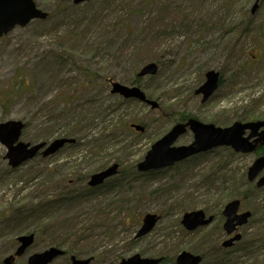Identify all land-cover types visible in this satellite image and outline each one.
<instances>
[{"label":"rangeland","instance_id":"1","mask_svg":"<svg viewBox=\"0 0 264 264\" xmlns=\"http://www.w3.org/2000/svg\"><path fill=\"white\" fill-rule=\"evenodd\" d=\"M34 2L48 18L0 37V124L22 122L23 143L63 137L78 143L16 169L8 164L7 147L0 143V262L14 253L16 238L28 232L22 223L6 221L7 211L58 195L64 182L81 188L112 164L122 171L136 168L175 125L173 116L186 113L221 128L264 118V0H258L254 15L257 0H91L78 6L73 0ZM155 26L163 27L165 35L156 50L149 40V29ZM154 62L159 72L144 79L141 88L159 103V110L111 95L109 81L130 87L140 68ZM211 70L221 74L222 85L202 104L195 92ZM132 125L144 131L137 133ZM192 141L188 132L174 146ZM256 158L218 149L173 168L133 176L126 196L107 189L95 194L104 206L126 198L112 218L127 224L119 233L116 229L114 237L96 238L92 264H120L137 254L175 260L183 251L203 252L209 237L212 244H220L225 238L220 215L240 194H247L243 208L253 214L241 234L254 245L231 260L264 264V188L255 189L247 181ZM220 160L223 165L215 168ZM199 210L216 216L215 223L186 232L184 214ZM146 214L158 215L160 221L151 233L136 239ZM83 230L81 225L72 229L70 223L63 228L68 235ZM50 240L48 235L36 239L18 264L48 249ZM52 264L67 262L61 258Z\"/></svg>","mask_w":264,"mask_h":264},{"label":"water","instance_id":"2","mask_svg":"<svg viewBox=\"0 0 264 264\" xmlns=\"http://www.w3.org/2000/svg\"><path fill=\"white\" fill-rule=\"evenodd\" d=\"M90 0H73L75 5H80ZM258 9L256 4L252 10L253 14ZM47 13L39 10L33 0H0V37L11 32L16 26L26 27L33 20H45ZM159 66L156 63H150L144 66L139 74V78L156 76ZM205 83L196 91V95H202V102H207L219 88L220 73L209 71L205 75ZM111 94L120 95L125 99H136L151 107L152 110L159 108L157 101L150 100L139 87H129L120 83L113 82ZM137 131L141 127L133 126ZM25 125L20 121H9L0 124V143L8 149L6 158L12 168H18L23 163L33 159L40 151L42 156L47 158L56 154L67 144H74L75 140L58 139L51 144L39 143L36 145L20 142L22 131ZM188 128L194 134V142L188 146L174 147L177 140L184 135ZM250 134L245 137L246 132ZM257 138V139H256ZM254 139V140H253ZM253 140V141H252ZM264 146V120L251 122L248 124L235 123L229 128H217L210 124H203L197 120L191 119L185 124H177L161 140L156 142L148 152L144 161L138 165L140 172H149L172 167L195 155L206 153L219 147H231L236 153L250 154L254 153L258 147ZM264 171V156L258 158L248 171V180L253 182L259 174ZM119 173V165L115 164L107 170L93 175L89 186L94 188L102 185L107 179L116 176ZM259 188L264 187V177L257 183ZM240 202L233 201L229 203L223 214L227 218L224 224V230L232 234L238 226L247 224L251 213L237 215ZM156 215L148 214L143 219V226L137 234V238H142L149 234L159 221ZM213 221V217L206 219L203 211L190 212L184 215L182 224L189 231H194L199 227L207 226ZM240 236H236L223 244V247L229 248L235 241H239ZM19 247L16 252L4 260V264H16V259L24 256L27 250L34 244L35 235H23L18 237ZM64 255L62 250L51 247L41 253L31 255L27 264H51L54 260ZM72 264H90L92 259L80 260L72 257ZM202 259L195 257L188 252H182L177 258L176 264H200ZM161 259H144L140 255H135L121 264H160Z\"/></svg>","mask_w":264,"mask_h":264},{"label":"trees","instance_id":"3","mask_svg":"<svg viewBox=\"0 0 264 264\" xmlns=\"http://www.w3.org/2000/svg\"><path fill=\"white\" fill-rule=\"evenodd\" d=\"M222 26H224V23H222L221 27ZM164 28L170 30L172 26L166 25ZM164 28H158L155 26L149 29V31L153 33V35L149 37V40L153 42L150 47L155 50L159 48L162 40L165 38V35L161 34V32L164 31ZM149 50L152 51L151 48ZM136 75L133 78L132 85L142 87L143 79H139ZM220 84L222 85V79ZM123 101L126 103H137V101L134 100ZM163 117L167 118L169 116L165 115ZM173 118H175V124H177L185 123L188 119L196 117L181 113L177 116H173ZM215 152L216 151H212L210 154ZM226 152L231 155L233 154L229 150H226ZM222 165L223 161L220 160L215 168ZM222 170L225 171V168H222ZM133 176H141V174L136 172V168H133L130 171L121 170L119 176L108 181L105 185L97 189H90L87 184H83L81 188H77L75 182H64L58 195L32 200L20 209L18 208L16 210L7 211L8 214L6 215L5 220L7 221L9 219L8 222L11 223H22L23 225L21 226H26L28 229L27 234H35L36 239L44 237L45 235L50 236L51 240L49 241V246H56L64 249L67 256L75 255L77 257H83L93 255L92 253L96 252L94 247L96 246V238L98 236L112 235V237H114L116 229L119 233L120 227L127 224L124 220L121 223H117L118 218H112L114 211L119 210L127 203L126 198H114L112 203L104 206L103 202L100 203L96 201L97 198L95 197V194L107 189L109 192L116 191L118 196H126ZM233 189L236 190L237 187L233 186ZM240 196H245V194H240L239 197ZM104 207L107 208L106 211H104ZM84 217L85 219L82 220ZM114 221L116 224H113ZM67 223H70L72 229L76 230L77 225H81L84 227V230L79 233L68 235L66 231H63V228ZM108 223H112V225L110 226ZM95 230L101 232L102 235L101 233L99 235L95 233ZM1 235H3V233ZM253 245L254 244L249 240H246V251L251 249ZM263 247L264 244H261V248ZM163 258H165L164 264H173V261L170 260V258ZM0 264H2V262H0Z\"/></svg>","mask_w":264,"mask_h":264},{"label":"flooded vegetation","instance_id":"4","mask_svg":"<svg viewBox=\"0 0 264 264\" xmlns=\"http://www.w3.org/2000/svg\"><path fill=\"white\" fill-rule=\"evenodd\" d=\"M264 147V146H263ZM258 148H260V146L258 147ZM257 148V149H258ZM256 149V150H257ZM263 151L262 152H264V149H262ZM254 154H255V152H254ZM263 175V174H262ZM259 177H261V176H259ZM72 182V181H71ZM104 184H102V185H100V186H97V187H94V189H97V188H100V187H102ZM90 189H92V187H89ZM256 189V188H255ZM260 189H263V188H260ZM246 198V197H245ZM245 198H242V199H245ZM242 199H236V200H239V202H240V205H239V209H238V212H237V215L238 216H240V215H244L246 212H250V211H246V210H244V208H243V200ZM207 215V217H213V221L210 223V225L212 226L214 223H215V221H216V219H217V217L216 216H214V215H208V214H206ZM218 217H219V215H217ZM220 217H221V219H223V223L220 225V229H221V231H223V233H224V235H225V238L224 239H222L221 240V242H220V244L217 242V241H215V244H212V242H214L213 240H211L212 238L211 237H209V239H210V241H208L207 243H205V244H203L202 245V251L203 252H200V253H198V252H192L191 253V251L190 252H188V253H190L191 255H193V256H195V257H200L201 259H202V261H201V264H207L208 262H209V264H233V262L237 259H235V260H231V258H233L232 256L233 255H235V254H240V253H244L245 252V250H246V241H244V237H243V235L241 234V228L242 227H237L236 229H235V231L232 233V234H228L226 231H224V224H225V222H226V220H227V218L225 217V216H223V214L221 213V215H220ZM210 225H208V226H206V227H209ZM206 227H203V228H199V229H197V230H195V231H193V232H196V231H198V230H200V229H204V228H206ZM244 227V226H243ZM218 230H219V228H218ZM218 230H216V231H213L214 233H217L218 232ZM220 231V232H221ZM193 232H191V233H193ZM236 236H240L241 237V239L239 240V241H235L234 243H233V245L231 246V247H229V248H225V247H223V244L225 243V242H227V241H229V240H231V239H234ZM209 242H210V244H209ZM219 244V245H218ZM208 250V252H207V250ZM186 252V251H185ZM234 252V253H233ZM180 255V254H179ZM179 255L175 258V260H173L172 259V261H173V264H176L177 263V258L179 257ZM93 255H88V256H83V257H87V258H83L82 257V259H88V258H92V261H91V263L90 264H92V262L94 261V257H92ZM69 258H70V263H71V256H69ZM160 259H161V263L160 264H164V262H165V258H162V257H159Z\"/></svg>","mask_w":264,"mask_h":264}]
</instances>
